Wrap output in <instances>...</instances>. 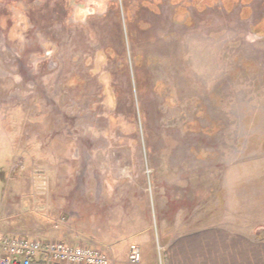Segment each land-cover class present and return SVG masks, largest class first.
<instances>
[{
	"label": "rangeland",
	"instance_id": "374dc122",
	"mask_svg": "<svg viewBox=\"0 0 264 264\" xmlns=\"http://www.w3.org/2000/svg\"><path fill=\"white\" fill-rule=\"evenodd\" d=\"M113 1L0 0V233L264 238V0Z\"/></svg>",
	"mask_w": 264,
	"mask_h": 264
},
{
	"label": "crops",
	"instance_id": "0c3cea01",
	"mask_svg": "<svg viewBox=\"0 0 264 264\" xmlns=\"http://www.w3.org/2000/svg\"><path fill=\"white\" fill-rule=\"evenodd\" d=\"M150 255L142 252L140 264H149ZM163 258L162 264H264V238L230 226L204 227L167 238Z\"/></svg>",
	"mask_w": 264,
	"mask_h": 264
},
{
	"label": "built area",
	"instance_id": "2783aa9c",
	"mask_svg": "<svg viewBox=\"0 0 264 264\" xmlns=\"http://www.w3.org/2000/svg\"><path fill=\"white\" fill-rule=\"evenodd\" d=\"M129 261L141 263L139 246L130 247ZM0 264H112V261L103 250L94 246L0 233Z\"/></svg>",
	"mask_w": 264,
	"mask_h": 264
},
{
	"label": "trees",
	"instance_id": "16d2710c",
	"mask_svg": "<svg viewBox=\"0 0 264 264\" xmlns=\"http://www.w3.org/2000/svg\"><path fill=\"white\" fill-rule=\"evenodd\" d=\"M196 3H201V4H205V5H208V4H211V2H213L214 0H195ZM225 4L227 5V7H229L230 9L234 8L235 5L237 3H239L240 1L244 2V3H250L252 2V0H224ZM112 5L113 6H117L118 5V0L116 1H113L112 2ZM249 14V12H248ZM255 34L257 36H260V37H263L264 38V20H262L259 24H257L256 26V29H255Z\"/></svg>",
	"mask_w": 264,
	"mask_h": 264
},
{
	"label": "flooded vegetation",
	"instance_id": "af4514ba",
	"mask_svg": "<svg viewBox=\"0 0 264 264\" xmlns=\"http://www.w3.org/2000/svg\"><path fill=\"white\" fill-rule=\"evenodd\" d=\"M116 1V0H115Z\"/></svg>",
	"mask_w": 264,
	"mask_h": 264
}]
</instances>
